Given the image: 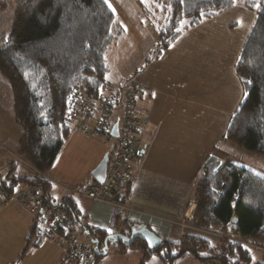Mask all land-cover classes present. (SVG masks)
<instances>
[{"label":"trees","instance_id":"obj_1","mask_svg":"<svg viewBox=\"0 0 264 264\" xmlns=\"http://www.w3.org/2000/svg\"><path fill=\"white\" fill-rule=\"evenodd\" d=\"M239 1L259 12L236 67L245 99L231 119L225 140L264 160V0H156L164 5L165 26L173 27L168 34L166 27L161 29L159 37L167 46L180 35L183 22L195 26ZM119 24L106 0H26L14 12L10 34L0 37V75L11 86L15 122L23 130L19 158L36 171L14 183L43 194L48 203L55 201L52 183L40 174L50 172L71 135L65 120L68 98L78 85L94 93L109 85L108 56L123 35ZM194 199L197 207L190 224L197 232L180 241L165 239L155 250L137 239L129 247L120 244L119 253L140 251V264L153 257L174 264L189 255L219 264H251L246 247L225 240L214 245L203 232L233 230L247 242L264 245V176L210 157ZM57 204L66 207L73 224L84 219L73 197ZM234 220L236 229H232ZM123 224L125 228L118 226V231L129 235L134 225ZM86 233L101 245L110 235L90 225L84 233L87 238Z\"/></svg>","mask_w":264,"mask_h":264},{"label":"crops","instance_id":"obj_2","mask_svg":"<svg viewBox=\"0 0 264 264\" xmlns=\"http://www.w3.org/2000/svg\"><path fill=\"white\" fill-rule=\"evenodd\" d=\"M4 7L3 5L2 8ZM13 10L14 7L13 9L6 8L1 15H8L7 12H9L12 21ZM175 40L171 43H174ZM171 43L165 46L166 49L170 47ZM242 46L244 47V45ZM240 55L241 51L237 57L232 73L234 78L231 81H217L216 70L207 67L209 72L204 70L203 81L182 83V87L177 92L174 91L176 89L174 83L157 82L155 79L151 82L145 81L143 82L145 86H141L139 103L150 110V119L143 132L144 154L134 164L135 181L128 196L132 208L138 213L134 216L135 219H139L138 224L148 225L151 231L163 238V241L165 239L176 241L174 239L177 234L185 237L187 234L197 232L190 224L197 207L194 193L202 170L210 157H218L224 164L226 162L235 163L234 158L239 156L244 159V165H240L244 168L254 171L253 166L250 165L253 160L258 164L259 170L264 168L262 158L233 147L225 140L231 119L246 95L236 73ZM156 58L155 62L159 61L160 56ZM153 65L154 63L150 67ZM165 65L168 66V62H165ZM213 68L217 69V67ZM114 78L110 72L107 77L109 85L122 86L117 83V78ZM5 81L0 79V105L4 100L7 101V121H10V127L16 125L21 129L15 122L12 89L9 82ZM223 115L227 117V123L222 131L217 128V120H221ZM22 136L23 130L19 139V150ZM1 150L0 161L7 156L14 158L10 152L5 149ZM103 158L100 156L92 170H95ZM0 171H4V169L0 168ZM5 171H9L15 181L21 177L35 175V172L27 164H22L17 160L10 162ZM16 186L21 187V184H16ZM65 188L61 186V189ZM79 200L88 206L83 211L78 201L75 200L81 212L80 218L86 219L90 214L100 212V208L88 199L80 198ZM11 206L0 211V215L4 214L0 219L16 218L21 221L18 223L21 224V229H16L15 236L13 233L9 234L6 240H4V236L0 237V264H63L65 259L63 250L54 244L37 241L33 236L36 217L31 225L30 216L22 212L24 209L20 205L13 204ZM123 223L119 226L121 230L123 227L125 228ZM131 223L134 224V222ZM120 231L116 230L119 233ZM203 234L217 237L214 233L203 232ZM27 247H29L28 250ZM110 248L108 253L102 256L110 259V262L107 258L105 259L107 264H116V259L128 257L134 258L133 263L140 264L143 257L138 250H128L124 254H120L119 247L112 246V252ZM255 256H259V254ZM154 258H151L147 264H165L161 259L155 260ZM184 260L192 261L193 264L200 263L198 259L189 255L174 264H179ZM102 261L101 264H103ZM257 264H264V261L260 260Z\"/></svg>","mask_w":264,"mask_h":264},{"label":"rangeland","instance_id":"obj_3","mask_svg":"<svg viewBox=\"0 0 264 264\" xmlns=\"http://www.w3.org/2000/svg\"><path fill=\"white\" fill-rule=\"evenodd\" d=\"M24 1L26 0H0V37L10 34L12 22L9 12H7L8 15H1L2 11L14 7L13 11L15 12V9ZM106 2L115 13L123 34L117 37L116 45H113L108 56L110 72L117 78V83L125 85L128 81H134L139 86H145L143 82H151L155 79L157 82L174 83L175 92L179 91L182 83L203 81L204 70H207V67L216 70L217 81L233 80L232 73L237 57L240 51L242 52V45L254 26L259 12V8L250 9L239 1L233 7L205 18L199 25L190 27L188 23L183 22L180 25L182 34L166 49L160 43L159 31L166 27L164 32L166 31L165 34H168L173 27L170 24L165 26L167 14H164V5L157 4L156 0H106ZM3 5L6 7H4L5 9L2 8ZM159 56V61L155 62L156 57ZM165 62H168V66L165 65ZM153 63L154 65L150 67ZM213 67H217V69ZM0 79L6 82L4 77L0 76ZM7 106L6 100L0 105V154L1 149H5L14 158L7 156L9 159L5 158L0 161V168L4 169L2 172H5L10 162H16L19 158V139L22 135V130L19 127L16 125L10 127V121H7L6 116ZM225 115L221 120H217V128L222 131L227 123ZM112 145V141L105 144L101 138L87 137L72 132L51 171L47 174L53 181L51 195L55 201L52 203L56 204L62 198L71 196L78 201L83 211L87 209V204L81 202L80 197L66 193L61 189V186L87 191L93 182L92 173L94 170L92 169L98 163L100 156L103 158L111 151ZM233 161L244 165L242 157H235ZM250 165L253 166L255 173L264 176V168L259 170V166L254 160ZM11 208L13 207L11 206ZM22 212L30 216L32 225L35 220L34 214L25 209ZM3 215H0V218ZM20 222L16 218L0 219V237L4 236V240H6L9 234L13 233L15 236L16 229H21V224H18ZM221 234L223 233H218V235ZM205 235L207 236L204 237L214 245H219L222 240L218 235L217 237ZM182 237L177 234L174 240L180 241ZM86 239L81 237L79 241L84 242ZM110 251H113L112 246ZM260 254L254 257L252 264H257L260 260L264 261V254ZM106 258L101 257L100 261L104 260L102 263L107 264ZM154 259L159 260L158 257ZM107 260L110 259L107 258ZM133 260L134 258L131 257L120 258L116 259V264H135ZM210 262L213 263V261L206 260L200 261L199 264H211ZM179 264L193 263L184 260Z\"/></svg>","mask_w":264,"mask_h":264},{"label":"built area","instance_id":"obj_4","mask_svg":"<svg viewBox=\"0 0 264 264\" xmlns=\"http://www.w3.org/2000/svg\"><path fill=\"white\" fill-rule=\"evenodd\" d=\"M141 90L142 87L134 81L119 87L105 85L98 93L78 85L68 98L65 120L71 133L101 138L105 144L113 142L102 184L92 183L87 191L64 189L72 196L93 202L100 212H94L73 224V218L64 205L48 203L43 194L29 187H17L9 171H0V211L18 204L32 212L36 217L33 236L37 241L54 244L63 250V264H101L98 259L100 250L89 239L79 241L81 237L86 238L84 233L88 225L110 234L118 230L119 221L134 222L131 224L135 226L146 225L138 224L139 219L134 218L138 213L132 208L128 196L135 181L134 164L145 150L143 132L150 119V110L139 103ZM116 122L119 133L113 137L111 132ZM17 161L26 165L20 158ZM40 176L53 184L47 175ZM146 227L149 228L148 225ZM218 237L246 247L250 250L251 259L256 254H264V245L247 242L233 230Z\"/></svg>","mask_w":264,"mask_h":264},{"label":"water","instance_id":"obj_5","mask_svg":"<svg viewBox=\"0 0 264 264\" xmlns=\"http://www.w3.org/2000/svg\"><path fill=\"white\" fill-rule=\"evenodd\" d=\"M118 133H119V125H118V122H116L112 128L111 134L113 137H117ZM142 153L144 154V151ZM108 162H109V153L106 156H104L102 161L93 171L92 177L97 184H102L104 182L106 178ZM233 224L234 226H232V229H236L237 228V226L235 225L236 220L233 221ZM86 234H87V238L89 239V241L93 243L96 249L100 250V254H103V255H106L108 253L110 245L113 243L116 248H118L119 243H121L122 245L126 247H129L137 239H140L146 243L149 250H155L159 248L164 242L162 238H160L157 234H155L153 231L147 228L146 225L134 226L130 230L129 235H125L122 233L110 234L102 245L100 244V242L90 239L88 233Z\"/></svg>","mask_w":264,"mask_h":264},{"label":"flooded vegetation","instance_id":"obj_6","mask_svg":"<svg viewBox=\"0 0 264 264\" xmlns=\"http://www.w3.org/2000/svg\"><path fill=\"white\" fill-rule=\"evenodd\" d=\"M115 233H119V232H115ZM121 243H119L118 245H120ZM110 246H114V243L113 244H111Z\"/></svg>","mask_w":264,"mask_h":264},{"label":"snow or ice","instance_id":"obj_7","mask_svg":"<svg viewBox=\"0 0 264 264\" xmlns=\"http://www.w3.org/2000/svg\"><path fill=\"white\" fill-rule=\"evenodd\" d=\"M257 7H259V5H256ZM153 95H155L154 93H153ZM18 190V189H17ZM250 251V250H249ZM253 259H254V257H253Z\"/></svg>","mask_w":264,"mask_h":264}]
</instances>
